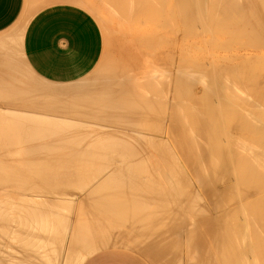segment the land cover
<instances>
[{
  "label": "bare ground",
  "instance_id": "bare-ground-1",
  "mask_svg": "<svg viewBox=\"0 0 264 264\" xmlns=\"http://www.w3.org/2000/svg\"><path fill=\"white\" fill-rule=\"evenodd\" d=\"M67 1L73 3L79 0ZM82 2L97 17L107 14V17L112 18L111 20L117 24V30L120 32L128 30L123 29V22L125 24L126 21L136 22L137 24L132 27L130 23V27L138 36L129 38L134 41L135 51L118 52L117 57L114 56V61L108 64L98 80L85 82L86 86L79 84L78 86L82 88L72 87L74 90L71 92L66 88L65 93H55L60 97L64 95L73 97L72 101L68 98L60 99L53 103L50 110L41 109L56 112L61 116L84 117L86 123L67 122L44 116V113H22L19 112L20 107L17 108L18 111L12 110L10 107L21 104L19 98L22 95L36 87L23 79L17 71L11 70L5 75L3 79L9 85L0 87V92L6 107L9 108L4 111L0 107L3 111L0 113L2 119L0 161L3 162L0 168H4L0 170V184L11 182L14 176H18L17 171L11 169L7 163L21 159L17 156L12 157L13 155L7 157L6 154L10 155L8 154L10 150L22 146V150H25L29 158L35 159V162H30L31 165L29 163V169L33 172V168H37L35 181L40 187H36L38 190L35 191L39 193L37 198L39 201L26 203L14 201L11 197L0 201V222L5 223L4 228L8 219L14 218L2 217L7 216L5 212L24 211L26 212L24 218L28 213L27 219H24L29 227L26 237L28 233H31L29 234L31 237H27V242L23 239L26 246H29L26 247L29 248L28 258L31 257L30 250L37 247L38 250L33 249L35 253L32 251L31 254H37V260L32 259L36 260L37 264H61L62 247L60 249L59 244L63 246L64 229L67 228L71 215L78 204L95 201L96 206H91L100 216L97 220L99 223L108 215L111 217L114 215V218L117 215L118 220H115L117 224L126 225L128 230L135 234L136 232L141 234L146 223L149 228L151 223L157 224V227L152 224L153 229L145 228L153 234L156 229L158 232L163 228L164 231L168 230L169 225L166 228L163 224H167L169 219L167 221L164 219L165 216L163 218L157 216L156 211L165 213L163 215L178 217V219L173 217L174 222L170 219L173 222L172 226L177 225L178 229H175L176 225L173 228L177 233L167 234L165 238L163 236L164 240L161 241V243L165 241L163 252L161 250L163 244L159 247L162 256L156 247L158 243L154 245L151 240L153 237L158 239L159 234L156 232L158 236L153 235L150 238L152 232L145 231L148 234L146 236L143 231L144 244L152 248L157 255L156 259L161 256L167 264H183V257H186L189 261L184 260L190 264H264V0H82ZM142 24L145 25L141 28ZM169 37L171 38L168 39ZM119 39L116 41L120 50L122 44L119 45ZM169 48L185 53L175 60L174 55L172 57L167 55ZM191 49L204 55L206 53V56L190 58L186 53ZM124 54L130 55V58ZM125 59L126 62L133 59V64L125 66L126 62L125 65L122 62ZM7 63L11 64L9 61ZM9 64H5V68ZM92 120L101 123H92ZM154 124L161 135L164 128H167L165 138L173 145L172 149L165 144L167 151L165 163L171 159L177 162L172 152L177 153L189 168L191 176L185 175L187 170L183 171L182 165L181 168L175 167L173 171L172 169L168 171L164 162L158 163L161 166L165 164L163 167L167 170L165 174H162V168L157 170L158 166L153 172H151L153 168L148 170L150 168L144 166L145 171L141 168L145 172L144 178L138 176H141L143 171L139 173L140 169L135 168V165L137 167L141 162L142 166L146 165L145 161L149 165L148 161L155 160L152 154L154 150L148 151L149 146H153L154 138L151 140L141 136V130L151 128ZM16 134L18 139L13 141L12 137L15 135L17 138ZM157 139L158 137L155 141L159 142L160 139ZM11 146L14 148L9 149ZM61 146L66 147V149L62 147L65 153H60L63 152L58 149ZM156 157L159 158V155ZM58 163L61 167L68 163L69 169L74 164L72 167L76 168L75 173L78 176L73 173L75 169L68 170H72V174L77 177L82 173V163L87 168L89 164L90 167L92 164H98L100 168L92 174L90 171L94 168L89 167L86 170L84 167L91 175H85L87 172L84 171L83 177L88 178L86 181L84 179V183L79 180L80 178H75L79 182H76L74 187L76 180L71 172V176L67 178L73 177L72 182L67 178L66 181H61L59 178L63 175L62 172H59V175H62L57 178L58 173L55 174L53 168H56ZM60 168L57 169L60 171L63 167ZM132 168L136 169L135 172ZM19 175L21 177L23 174ZM24 181L17 182L20 196L26 194L25 189L28 187ZM35 185L38 186L37 183ZM30 193L32 194L31 191ZM33 195L37 197L38 194ZM141 199L148 201V205L155 203L156 209L152 207L150 210L152 204L149 209L146 206L147 208L138 210V216H135L137 208H133L132 203ZM79 208L80 217L88 214L86 206L84 209ZM131 208L134 212L129 213ZM142 209L149 210V213H146L148 210L145 211L146 214L143 211L142 215L148 216L150 211V215H154L155 211L156 217L149 216L152 221L145 223L148 218L144 216V226L138 230L137 226H141L143 221L142 217L138 218L139 221L135 217L140 216ZM127 213L135 215L130 217ZM20 214L23 213L18 212L16 216L21 217ZM120 214L125 217L128 215L130 218L125 219L124 216L120 218ZM159 217L163 220L161 221ZM16 221L14 218L15 224ZM0 226L2 227V224ZM15 226L11 228L14 230ZM17 228L19 229L18 226ZM32 228L33 233L30 232ZM59 228H62L64 233ZM1 229L0 235L3 236L10 227L6 232L5 229ZM19 231L21 234L17 230L16 236L25 235ZM109 231L110 228L106 230L101 224L87 227L81 219L75 231V241L70 242L74 238L70 234L71 237L66 243L68 245L73 243L76 248L80 244L85 251L72 255V250L67 248L71 251L63 264H82L90 253L117 244L135 249L139 243L137 238L141 236L137 233L139 234L137 238L121 235L116 239L110 236ZM11 232L8 231V241L5 240L7 243ZM11 234L14 236V233ZM32 234L34 239L30 242L28 240L32 238ZM22 237L24 238L23 235ZM160 237L162 238L161 235ZM13 239L12 237L11 240ZM183 239L187 241L185 245L182 244ZM23 241L21 239V242ZM35 241L37 245L31 246ZM180 242L182 246L179 245ZM172 244L175 247L178 244L176 251ZM21 245L14 246L17 249V246ZM170 246L174 248L171 249ZM6 247L8 250L10 246L7 244ZM179 247H183V250L186 248L187 251L180 252ZM3 248L0 249L3 250L2 255L8 252V260L14 252L17 253L15 248L13 253L12 248L8 251ZM23 249L26 250L24 247ZM9 252L12 254L10 257ZM21 254L25 253H17V256L20 258ZM4 257L3 263L8 264L11 259L8 261L6 256ZM22 261L28 264L27 259L19 262L22 264ZM29 262L31 263V260ZM33 264H36L35 261Z\"/></svg>",
  "mask_w": 264,
  "mask_h": 264
},
{
  "label": "rangeland",
  "instance_id": "rangeland-1",
  "mask_svg": "<svg viewBox=\"0 0 264 264\" xmlns=\"http://www.w3.org/2000/svg\"><path fill=\"white\" fill-rule=\"evenodd\" d=\"M31 1L32 0H26V4H27V2H28V6H27V10H26V13H25V15H24V18H23V20H22V22L19 24V26H17V28H15L12 32H10V33H8V32H6V33H3V34H1V35H4V34H6L5 36H19V37H22L23 38V48H21V49H13V50H10L12 53H10L9 52V60H11V61H14V62H16V63H18V66H19V68H20V70H22L23 72H21L20 74V76L23 78V79H26L28 82H30L31 84H32V86H34V87H36V89L34 88L32 91H30V90H28V92L27 93H25L24 95H22L21 96V98H19L21 101L19 102V103H21L20 105L19 104H17L16 106H12V107H14V109L12 108V107H10L12 110H15V111H18L17 110V108L18 107H20L19 108V112H22V113H44L43 115L44 116H50V117H55V118H58L59 120H62L63 119V121L64 120H66L67 122H72V123H86L87 121H86V119L84 118V117H75L74 115H73V117L71 116V115H64V116H61V115H59L58 113H53V112H51V111H42L41 109H48V110H50V108H51V106L53 105V103L55 102V101H57V100H67V98L70 100V101H72L73 99V97H68V95H64V96H62V97H60V96H58V95H56L55 93H57V92H66V88H68V90L71 92V90H74V88L76 89V87L75 86H77V87H81V86H78L79 84L80 85H84V86H86L85 85V82H94V80H96L99 76H100V74H102L105 70H106V68L108 67V64L113 60V58H114V56L115 57H117V55L119 54L118 52H122V50H123V52H126L127 50H128V53H129V51L132 53V52H134L135 50H134V46H135V44H134V41H132V39L131 40H129V38H132V37H134V36H138L137 34H135V33H133V31H132V26H134L135 25V23L136 22H134V23H132V21L130 22L132 25H131V27H130V23L129 22H127L126 21V24L124 23V25H123V23H122V26H123V29H125V30H127V31H124L123 32V30L120 32L119 30H117V24H115L111 19L112 18H110V17H107V14H101L99 17H97L93 12H91L90 11V8H88V6L87 5H84V2H82V0H79L78 2L77 1H74L73 3H71V2H68L67 0H38L37 1V5H36V7H34V8H32V9H30V3H31ZM81 1V3H79ZM83 6H82V5ZM62 5H69V6H75V7H78V8H80V9H82V10H84L87 14H89L93 19H94V21L96 22V24L98 25V27L100 28V31H101V33H102V35L101 34H99L100 35V40H101V50H100V52H99V56H98V59H97V61H96V63L95 64H93L94 66L92 67V69L91 70H88V73H87V75L84 77V78H82L81 80H79V81H77V82H75V83H72V84H57V83H53V82H48V81H46V80H44L43 78H41L39 75H37V74H35L33 71H32V69L30 68V66L27 64V62H26V60H25V58H24V39H25V34H26V31H27V28H28V26H29V24L31 23V21L35 18V16L36 15H38L41 11H44V10H46V9H48V8H52V7H55V6H62ZM87 6V7H86ZM111 22V23H110ZM141 23H142V21H141ZM137 24V23H136ZM144 25L145 24H142L141 25V28L142 27H144ZM13 29V28H12ZM123 32V33H122ZM126 32V33H125ZM8 33V34H7ZM135 34V35H134ZM0 35V36H1ZM130 36V37H129ZM132 36V37H131ZM115 38V40L113 41V39ZM118 38H120L119 39V45L120 44H122V47L120 46V50L118 49V45H117V41H116V39L118 40ZM122 38V39H121ZM171 37H169L168 39H170ZM131 41V42H130ZM8 42V41H7ZM6 42V43H7ZM115 42V43H114ZM111 43H113V44H111ZM173 50V48H169V50L167 51V55H169L170 57H172V55H174L175 56V60H176V57H177V59H179L180 58V56H183L182 55V53H185V52H181V51H178V50ZM196 52V50L195 49H191L188 53H186V55L188 56V57H190V58H196V57H205L206 56V53H205V55H204V53H202L201 54V52H199L198 53V51ZM4 52V51H3ZM2 52V53H3ZM140 52V51H139ZM191 53V54H190ZM195 54H197V55H195ZM125 55V54H124ZM124 55H122V56H124ZM127 58H130V55H128V54H126L125 55ZM124 56V57H125ZM123 57V58H124ZM132 58H134V55H133V57ZM115 59V58H114ZM122 59V58H121ZM129 60L130 59H128V62H129ZM114 61V60H113ZM127 60L125 59L124 61H122V62H124L123 64L125 65V62H126ZM132 61H134L133 59H132ZM132 61L130 60V63L128 64V62H126V65L125 66H127V65H130V64H133L132 63ZM172 71V70H171ZM20 80V79H19ZM98 80V79H97ZM83 83V84H82ZM19 84H21V83H19ZM89 84V83H88ZM9 84L8 83H6V85L5 86H8ZM54 87V88H53ZM72 87H74L73 89H72ZM70 88V89H69ZM82 88V87H81ZM36 90V91H35ZM43 90V91H42ZM45 90H46V92H45ZM49 90L50 91H52L51 93L49 92ZM65 90V91H64ZM30 91V92H29ZM48 91V92H47ZM1 93L2 92H0V95H1ZM28 95V96H27ZM54 95V96H53ZM26 96V97H25ZM42 96V97H41ZM49 96V97H48ZM57 96V97H56ZM71 96V95H70ZM63 97H65V98H63ZM72 99V100H71ZM28 100H29V102H28ZM26 102V103H25ZM22 103H24V104H22ZM28 103V104H27ZM31 103V104H30ZM42 104V105H41ZM47 104V105H46ZM49 104V105H48ZM26 105V106H25ZM27 105H29V106H27ZM36 106V107H35ZM41 106V107H40ZM1 107L2 108H9L8 106L6 107V105L4 106V105H1ZM29 107V108H28ZM47 107V108H46ZM32 108V109H31ZM31 109V110H30ZM28 110V111H27ZM39 110H41V111H39ZM50 112V113H49ZM51 114V115H50ZM53 115H56V116H53ZM58 115V116H57ZM2 119H0V121H1ZM91 121V120H90ZM95 122H97V123H101L100 121H98V120H92V123H95ZM152 122V121H151ZM89 124H91V123H89ZM156 124H154L153 125V127H151V128H144V130H141V136L142 137H148V139H153L152 141H154L153 143H152V147H151V145L149 146V148H150V150H148V151H152V150H154L155 151V153H154V151H152V154L154 155V157H155V160L153 161L152 159V161L150 162V161H148L149 162V165H147V162L145 161V163H146V165H141V164H143L142 162H141V164L139 163V165L136 167V165L134 166L135 168H138L139 167V169L140 170H138L139 171V173H140V171H145V169H143L144 168V166L146 167H149L150 169H148V170H152V168H153V170L151 171V172H153V171H155V169H156V166H158L157 167V170H158V168H162V174H165L166 173V169H168V171H171V169H172V171L174 170V168L175 167H180L181 165V167H182V170L183 171H185L186 172V170H187V172H186V174L185 175H189V176H191V174H189L190 173V170H189V168L187 167V165L184 163V161H182L183 159L179 156V154H174L173 152H172V154L174 155V157L177 159V162H173L172 161V159L171 160H169V162H167V163H165L166 162V146H165V144H168L169 146H170V148H172L173 149V145H172V143L171 142H169L168 140H167V138H165L166 137V133H167V128H164V130H163V135H161L159 132H157V129H156V126H155ZM145 129L147 130V133H149V134H147V133H145L144 131H145ZM153 129V130H152ZM151 130V131H150ZM152 132V133H151ZM154 133V135H152ZM143 134H144V136H143ZM157 134V135H156ZM160 134V135H159ZM17 135V134H16ZM146 135V136H145ZM159 135V136H158ZM150 136V137H149ZM153 136V137H152ZM162 136V137H161ZM15 137V138H14ZM158 137V139L157 140H161L162 139V141L160 142V140H159V142L158 141H155V138H157ZM18 139V135H17V138H16V136L14 135L13 137H12V140L13 141H15V140H17ZM146 139V138H145ZM20 140V139H19ZM163 141H164V143H163ZM167 141V142H166ZM159 144H161V145H159ZM163 145V146H162ZM155 146V147H154ZM158 146V147H157ZM160 146V147H159ZM162 146V147H161ZM12 147L13 146H11V148H9V149H12ZM63 146H61L60 148H58L59 150H61V151H63V152H60V153H65L66 151H64V147L62 148ZM148 147V146H147ZM146 147V148H147ZM157 147V150H155V148ZM14 148V147H13ZM62 148V149H61ZM145 148V149H146ZM15 149V150H14ZM13 150H10V153H8V154H10V155H7L6 154V156L8 157V156H11V155H13L12 157H18V158H20L21 160L20 161H17V160H13V161H10V163H7V164H9L10 166H11V169H13V170H16L17 171V173H18V176H14L13 177V179H12V181H11V179H10V181L11 182H6V184L4 183H2V184H0V201L2 200H5V198L7 199L8 197H11V199L12 200H14V201H22V202H34V201H39V199H37L38 198V196H39V193H38V191L37 192H35L36 191V189L37 188H39L40 187V185H39V183L38 182H36L35 180V178H37L36 176H37V168H35L36 169V171H35V169L31 166V168H33V172H32V169H31V171H30V166H29V163L30 162H35V159L33 160H31V158H29V156L24 152L25 150L23 149L22 150V146H17V148L15 147ZM65 149H66V147H65ZM160 149V150H159ZM160 151V152H159ZM168 152L171 154V151L170 150H168ZM25 153V154H24ZM158 153V154H157ZM160 154L162 155V156H160ZM156 155H159V158L158 157H156ZM27 156V157H26ZM177 156V157H176ZM179 156V157H178ZM0 157H1V155H0ZM7 157L5 158V157H2L3 159H7ZM24 157H26V158H24ZM162 159H161V158ZM28 158V159H27ZM25 159V160H24ZM156 159H158V160H156ZM182 159V160H181ZM160 160V161H159ZM162 160V161H161ZM26 163H25V162ZM29 161V162H28ZM155 161H156V163H155ZM1 162V161H0ZM160 162H164L165 164H166V169L165 168H163L164 166H165V164H164V166H163V164H162V166L159 164ZM171 162V163H170ZM155 163V164H154ZM169 163L172 165H169ZM2 164H3V162H1L0 163V167L2 166ZM59 164L60 163H58L57 165H56V168H53V170H55V174H57L58 173V175H56L57 176V178H59L62 174H60L59 175V172H62L63 173V175L59 178L61 181H66L65 179L70 175V172H71V175L74 177V179L76 178V179H79L80 181H83V183L86 181V179L88 178V176L89 175H91V173H89V172H87L86 170L91 166V164H86V165H88V168L86 167V166H84L83 164L84 163H82V167H81V172L82 173H80L81 175H79L80 177H77L78 176V174H76L75 172H77L76 171V168L74 167H72V166H70L71 168L70 169H75V170H71V171H69L70 169H69V167H67V164L68 163H64V165H62V167L61 166H59ZM66 164V165H65ZM177 164V165H176ZM27 165H28V168H27ZM30 165H31V163H30ZM154 165V166H153ZM160 165V166H159ZM169 165V167H167ZM184 165V166H183ZM68 166H69V164H68ZM97 166H98V164H92V167H90V169L91 168H94V169H91V171H90V169L88 170V171H90V172H97L98 170H99V168H100V165L98 166V169H97ZM141 166V167H140ZM63 169H61V168ZM84 167H86L85 169H84ZM102 167V166H101ZM133 167V168H134ZM180 167V168H181ZM186 167V168H185ZM57 168H60L61 170L59 171V169H57ZM67 168V169H66ZM96 168V169H95ZM132 168V170L135 172V170ZM143 170H142V169ZM155 168V169H154ZM1 169H4L3 167L2 168H0V170ZM20 169V170H19ZM64 169H66L65 171H64ZM69 169V170H68ZM159 169V170H160ZM165 169V170H164ZM20 172H19V171ZM57 170V171H56ZM97 170V171H96ZM146 170H147V168H146ZM147 170V171H148ZM165 172H164V171ZM84 171L85 172H87V174L86 173H84ZM138 171H136V173L138 174ZM141 172L142 174H141V176L140 175H138L140 178L143 176V173L145 174V172ZM30 172V173H29ZM36 173V175H35V173ZM65 172V173H64ZM66 172L68 173V174H66ZM72 172L74 173V174H76L77 176H74V174H72ZM94 172L92 173V174H94ZM184 172V173H185ZM53 173H54V171H53ZM85 175H88V176H85V177H83V175L84 174ZM135 173V174H136ZM19 174H23V175H21V177H20V175ZM34 174V175H33ZM83 174V175H82ZM135 174H133V175H135ZM137 174H136V176H137ZM65 175V176H64ZM70 175V176H71ZM25 176V177H24ZM35 176V177H34ZM55 176V177H56ZM83 178H82V177ZM138 176H137V178H138ZM188 176V177H189ZM18 177H20L19 179H17ZM34 177V178H33ZM64 179H63V178ZM73 177H69V178H67V180H69L70 182H72L73 181ZM62 178V179H61ZM142 178H144V176L142 177ZM141 178V179H142ZM72 179V180H71ZM75 179V180H76ZM83 179V180H82ZM84 179H85V181H84ZM17 180V181H16ZM25 180V181H24ZM27 180V181H26ZM38 180V179H37ZM79 180H76V181H74L75 183H74V187L76 186L75 184H77L76 182H79ZM25 182V184L27 183L28 185V190H29V193H30V191L32 192V194L30 193H28V190H27V188L25 189L26 191H25V193L26 194H22L21 196L18 194V192H20V190L17 188V186H18V184H17V182L18 183H20V182ZM32 181V183H30ZM36 184L37 183V185L38 186H36L34 183ZM30 184H32V187H30ZM80 184H82V182H80ZM20 185V184H19ZM35 185V187H33ZM83 185V184H82ZM37 187V188H36ZM33 190H32V189ZM76 188H74V190H75ZM139 189V188H138ZM38 190V189H37ZM141 190H143V189H141ZM77 192V191H76ZM28 193V194H27ZM33 193L36 195V194H38V195H36L37 197H35L34 195H33ZM138 200H139V198H138ZM141 201V202H140ZM139 202H137V201H134V202H136V204H138L139 206H137L134 202L132 203L133 204V208H137L136 210H137V212H135V216H138V213H139V211L138 210H140L141 208H147L148 207V209H149V206H151L153 203H150V205H148L147 204V202L148 201H145V199H141ZM95 202V201H94ZM94 202H90L89 204H85V203H83V204H78L77 205V208L74 210V212H73V214L71 215V217L72 218H70V221H69V224H70V226H69V224H68V226H67V228H68V231H67V228H65L64 229V227H63V229L65 230V234H63L64 233V231H62L60 228V230L63 232H61L62 234H63V236H65V237H68V238H65L64 237V240H63V246H62V252H63V257H64V255H65V259L68 257V255H69V253H70V251L72 250V252H71V254L73 253H78L79 251H81V252H84L85 251V249L79 244V247H77L76 248V246L75 245H73V243L72 244H70V245H68L67 243V241H69V237H71L70 236V234L74 237V235H75V231H76V228H77V226L79 225V223H81V219H82V222L83 223H85V226H86V224H87V227H93V226H99L100 224L104 227V228H106V230H107V228H110V231L108 232L109 234H110V236H114V237H116V239H118V237H121V235L123 236V235H126V236H128V237H131V236H135V238H137L138 237V235L140 234V232H136V234L137 233H139V234H135V232L134 233H132V232H130L129 230H128V227H126V225L125 226H123V225H119V224H117V222L115 221L116 219L118 220V216L116 215L115 217L116 218H114V215L111 217L110 215H108L107 217H105V218H102V220L100 221V222H102V223H99V221H97L98 219H99V215H97V212H96V210L94 209V207L96 206V205H94ZM149 202H151L150 200H149ZM154 202V201H153ZM76 203V202H75ZM79 203V202H78ZM142 205H141V204ZM134 204H135V206H134ZM82 205H85L86 206V210H88V214L86 215V216H82V217H80V213H79V210L78 209H80L79 207H81V208H85V206H83L82 207ZM91 205H93V206H91ZM79 206V207H78ZM147 206V207H146ZM155 206V203L150 207V210H152L153 208L152 207H154ZM140 207V208H139ZM156 207V206H155ZM154 207V210L156 209ZM152 208V209H151ZM148 209H142L141 210V212H140V216L139 217H135V219H137V221H139L138 220V218H140V217H142L141 219H142V221L144 220L145 221V219H143V217L144 218H148L146 221H145V223L147 222V221H152L151 219H149V216L151 217L152 215H150L151 214V211H150V214L147 216V215H142V214H144L145 213V211L146 210H148ZM135 210V211H136ZM153 210V211H154ZM90 211V212H89ZM143 211H144V213H143ZM152 211V212H153ZM5 212V211H4ZM3 212V213H4ZM16 212V211H15ZM5 212L4 214H7V216L5 215H2V217H7V218H10V217H12V216H14V218H15V221H16V217H17V221H16V224H15V222H13L14 221V218H10V219H8L9 221H8V223L6 224L7 226V228L5 227L4 228V225H5V223H1L0 222V225L2 224V227L0 226V229L2 228V229H5V232H6V229H8L9 227H10V229H8V231L9 232H11V233H14L15 232V229L13 230V228H14V226L16 225V226H21L22 225V228H25V229H27V230H29L28 228V224H26V222H25V220L27 219V217H28V213L26 214V217L24 218V214L26 213V212H24V211H18L19 213L21 212V213H23L22 215H21V217L23 218V219H18V218H21V217H19V216H16V215H18V212ZM125 212H127V211H125ZM125 212L123 213L124 215H125ZM129 212V211H128ZM131 212H134V211H132V208H131V211L129 212V213H131ZM149 213V210L148 211H146V213ZM156 212H158L157 213V216H160V217H162L163 218V216H165L164 217V219L166 218V220L167 219H169V222L167 223V224H163L164 226H166V228L168 227L167 225H169V227H168V230L167 229H165V231L163 230V229H161V231L159 230V232L157 231L158 229H156V232L159 234V236L161 235L162 236V238L160 237L159 238V236H158V234H156V232H155V234H153V232L152 231H149V229H153V228H151V226H152V224H153V226H156L154 223H151V226H150V228L147 226V223H146V227L147 228H149L148 230L146 229L145 230V228L144 229H142L144 232L146 231H148L147 233H151L152 232V235L150 234V238H151V236H153V235H157L158 236V239H159V241H158V239H157V237H153V239H151L152 240V242L154 243V245H157V243H158V245L156 246L157 247V250H158V252L159 251H161L162 250V252H163V249H164V243H165V241H163L162 243H161V241H162V239H163V236H164V238H165V235H167V234H176L177 233V230L175 231V229H178V227H177V225L176 224H174L173 226H172V223L175 221V219L174 218H177L178 219V217H174L173 215H172V217L170 216V214L169 215H163V214H165V213H160L159 211H156ZM3 213H1V214H3ZM8 213H9V215H8ZM15 213V214H14ZM63 213V212H62ZM129 213H127L130 217H131V215H133V214H129ZM145 213V214H146ZM154 213V215L152 216L153 218H155L156 217V213H155V211L153 212ZM12 214V215H11ZM159 214H162V215H159ZM167 214V213H166ZM60 215H62L61 213H60ZM66 215V214H65ZM119 215V214H118ZM121 216H119L120 218H123V216H122V214H120ZM128 215H126V217L124 216V218L125 219H129L130 217H128ZM10 216V217H9ZM147 216V217H146ZM167 216H170V218H167ZM151 217V218H152ZM159 217V219H161V221L163 220L162 218H160ZM174 217V218H173ZM62 218V217H61ZM25 219V220H24ZM141 219H140V221H141ZM170 219L171 220H173V222L172 221H170ZM13 220V221H12ZM22 220V221H21ZM23 220H24V223L26 224L25 225V227H24V224H23ZM12 221V222H11ZM62 221V220H61ZM73 223H72V222ZM144 221H143V224H141V226L140 225H138L137 226V229L138 230H140L139 229V227H142V226H144ZM153 221H154V219H153ZM165 221V220H164ZM168 221V220H167ZM11 224H10V223ZM170 222H171V224H170ZM13 223H14V226H13ZM20 225H19V224ZM72 224V225H71ZM148 224H150V223H148ZM8 225H9V227H8ZM176 225V226H175ZM15 226V227H16ZM110 226V227H109ZM152 226V227H153ZM176 228H175V227ZM11 227H13V228H11ZM27 227V228H26ZM61 227V226H60ZM157 227V226H156ZM161 227V226H160ZM160 227H158V228H160ZM172 227V228H171ZM72 230H71V229ZM171 228V229H170ZM173 228H175V229H173ZM1 229V230H2ZM12 229V230H11ZM24 230V229H23ZM59 230V231H60ZM166 230H167V233L166 234H164L165 232H166ZM171 232H170V231ZM8 231L6 232V234H2L3 236H2V239H3V237L5 236V235H7L6 237H4V239H7L8 240ZM25 231V230H24ZM143 231H141V236H139V237H141V238H137V240L139 241V243L137 244V247L135 248L137 251H139L140 253H142V254H144V255H146L147 257H149L151 260H152V262L154 263V264H167V262L165 263V260H163L162 258H161V256H162V254H160V252H159V254L161 255L160 256V258L159 259H156L155 257L157 256L155 253H154V251L152 250V248H150V247H148V246H146L145 244H144V239H145V237H144V235H143ZM3 232V231H2ZM68 232H69V234H68ZM145 232V233H146ZM160 232H161V234H160ZM162 232H163V235H162ZM173 232V233H172ZM11 233H9L11 236H12V234ZM59 233V232H58ZM60 233V234H61ZM144 233V234H145ZM145 234L146 236L148 235V234ZM68 234V235H67ZM9 235V241H12L11 240V238L13 237L14 238V236H15V233L13 234L14 236H10ZM67 235V236H66ZM61 236V235H60ZM63 236L61 237V238H63ZM142 236H143V238L144 239H142ZM149 237H147V238H149ZM3 239V240H4ZM68 239V240H67ZM75 239V237L74 238H72L71 239V241L70 242H72V241H75L74 240ZM115 239V240H116ZM157 239V240H156ZM161 239V240H160ZM14 240V239H13ZM66 240V241H65ZM141 240L143 241V242H141ZM154 240L155 241H158V242H154ZM164 240V239H163ZM184 241H183V243L182 244H186L185 242H187V241H185L186 239H183ZM65 242V243H64ZM67 242V243H66ZM151 242V243H152ZM174 243H175V241H174ZM178 243V242H177ZM59 244V243H58ZM163 244V246H162V249L160 250V248L159 247H161V245ZM176 244V243H175ZM182 244H181V242L179 243V245L180 246H182ZM60 246H61V243L59 244ZM66 245H68V246H66ZM74 246V249H73V246ZM121 244H117V245H113V246H109V247H115V246H120ZM172 245H174V244H172ZM178 245V244H177ZM176 245V247H175V245H174V247L173 246H170V248L171 247H173L174 249H175V251H176V249H177V246ZM69 246H71L72 248H69ZM78 246V245H77ZM122 246V245H121ZM109 247H105V248H109ZM64 248V249H63ZM71 249V250H69L68 251V249ZM76 248V249H75ZM105 248H102V249H105ZM159 248V249H158ZM180 248V247H179ZM78 249V250H77ZM80 249V250H79ZM81 249H83V250H81ZM172 249V248H171ZM181 250H180V252L182 251V252H186L187 250H183V247L182 248H180ZM77 250V251H76ZM68 253H67V252ZM74 251V252H73ZM80 252V253H81ZM161 252V253H162ZM94 253H96V252H92V253H90L89 255H87L86 256V259L88 258V257H90L91 255H93ZM178 254H179V250H178V252H177ZM68 254V255H67ZM72 254V255H73ZM163 255H164V253H163ZM184 256H186L185 254H184ZM184 259H187L186 257L184 258H182V260H183V264H185V263H187V264H190L189 262H186V260H184ZM66 261V260H65ZM187 261H189L188 259H187ZM180 263H182V262H180Z\"/></svg>",
  "mask_w": 264,
  "mask_h": 264
},
{
  "label": "crops",
  "instance_id": "crops-1",
  "mask_svg": "<svg viewBox=\"0 0 264 264\" xmlns=\"http://www.w3.org/2000/svg\"><path fill=\"white\" fill-rule=\"evenodd\" d=\"M37 1L38 0L31 1L30 9L36 7ZM27 6L28 2L26 4V0H0V35L6 32L10 33L15 28H17V26H19L24 18ZM99 34L102 35L100 28L98 27L94 19L84 10L69 5L48 8L36 15L27 28L24 39V58L32 71L44 80L57 84H72L84 78L87 75L88 70H91L94 66L93 64L96 63L99 56L98 54L101 50V37ZM5 35L6 34L0 36V58H2L0 59V75H2L3 73V75L0 76V87H4L6 85V80L3 78L11 70L17 71L19 73L23 72L22 70H20L18 63L9 60V52L12 53L10 50L23 48V38L19 36L17 37ZM3 56H5L6 59ZM8 61L11 62V64L7 63ZM4 63L7 65L9 64V66L6 65L7 68H5ZM2 64L4 65L5 71L3 70L4 68H2ZM0 105H6L4 103V98L2 97V95H0ZM1 109L4 111L7 110V108L2 107ZM1 109L0 113L2 111ZM18 227L19 229L17 228V226L15 227V232L17 233L18 230L19 233V230H21L22 233H25V235L22 234L24 238L22 237V235H15V242L13 240L12 243L10 241L9 243H7V239H0V245L2 244V248L5 245L7 246V244L10 246L9 249H11L16 244L20 246L23 243L22 245H24L25 241L27 242V237H31V233H28L26 237V232L28 230H25V232H23V228L21 229L22 226ZM33 229L34 228H32L30 232L33 233ZM15 238H17L18 240ZM21 239L22 241L23 239L25 241L21 242ZM33 239L34 238L32 234V238H29L28 241L33 242ZM20 242L21 244H19ZM30 242L27 244L29 245ZM37 242L35 241L34 245L32 243L31 246L37 245ZM3 244L5 245L3 246ZM22 245V249L19 246H17L16 249V246H14L15 249L12 248L11 250L12 253L14 252L13 249L15 251L17 250V253H25V257L21 254L22 256L19 258V256H17V253L14 252V254L12 255L10 254L11 252H9V257L10 255H12V257H10L11 260L9 259L10 262H8V252L2 255L3 250H0V261H2L0 263H5L4 256H6L8 264H12L13 262H17L15 264H21V260L26 259V262H28V264L30 263V260V264H33L34 261L37 264V254H34V250L37 247L35 249L33 248L34 250L32 249V247L30 248L32 249L30 250L31 253H29V256L31 257L28 258L27 255L29 252V248L26 249V247L29 246H26V244L25 246ZM6 246L3 249L7 250L8 247ZM23 247L27 250V254L26 250H24ZM61 247L62 246H60V249ZM2 248L0 247V249ZM18 249L20 250L19 252ZM6 250H4V252ZM32 251L34 252L33 255H31ZM17 257L20 260L16 259ZM33 258H35L36 260L33 261ZM64 261L65 257H63L62 252L61 264H63ZM22 264H25V262L22 261ZM82 264L154 263L149 257L140 253L132 247L115 246L97 251L96 253L88 257Z\"/></svg>",
  "mask_w": 264,
  "mask_h": 264
}]
</instances>
